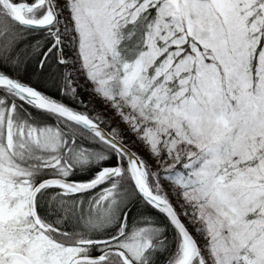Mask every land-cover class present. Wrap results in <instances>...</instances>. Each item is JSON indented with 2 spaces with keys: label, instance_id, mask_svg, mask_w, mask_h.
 Masks as SVG:
<instances>
[{
  "label": "snow or ice",
  "instance_id": "obj_1",
  "mask_svg": "<svg viewBox=\"0 0 264 264\" xmlns=\"http://www.w3.org/2000/svg\"><path fill=\"white\" fill-rule=\"evenodd\" d=\"M0 264H264V0H0Z\"/></svg>",
  "mask_w": 264,
  "mask_h": 264
},
{
  "label": "rangeland",
  "instance_id": "obj_2",
  "mask_svg": "<svg viewBox=\"0 0 264 264\" xmlns=\"http://www.w3.org/2000/svg\"><path fill=\"white\" fill-rule=\"evenodd\" d=\"M97 107L102 108V105H100V103L97 102ZM105 116H108L109 118L112 119V121L114 122V125L113 126H116L119 123L118 117H115L113 115V113L111 112V109L110 108H108L106 110ZM120 127L122 128V124H120ZM130 148H132L133 151L138 152V154H140V155L144 156L145 158H147V153H145L143 150H140V148L135 147L134 145H131Z\"/></svg>",
  "mask_w": 264,
  "mask_h": 264
},
{
  "label": "trees",
  "instance_id": "obj_3",
  "mask_svg": "<svg viewBox=\"0 0 264 264\" xmlns=\"http://www.w3.org/2000/svg\"><path fill=\"white\" fill-rule=\"evenodd\" d=\"M101 108L100 107H98V110H100ZM111 112L113 113V115L115 116V114H114V112L111 110ZM115 117H118V116H115ZM105 118L107 119V118H109L108 116H105ZM112 120V119H111ZM118 120H119V117H118ZM112 124L114 125V122L112 121ZM125 126L122 124V128H124ZM134 138L133 137H131V136H129V138H128V146L129 147H131V145H134L135 147H138V148H140V150H143V148H142V146L141 145H139V144H132L131 143V141L133 140ZM144 151V150H143ZM146 153V152H145Z\"/></svg>",
  "mask_w": 264,
  "mask_h": 264
},
{
  "label": "water",
  "instance_id": "obj_4",
  "mask_svg": "<svg viewBox=\"0 0 264 264\" xmlns=\"http://www.w3.org/2000/svg\"><path fill=\"white\" fill-rule=\"evenodd\" d=\"M132 149V148H131Z\"/></svg>",
  "mask_w": 264,
  "mask_h": 264
}]
</instances>
